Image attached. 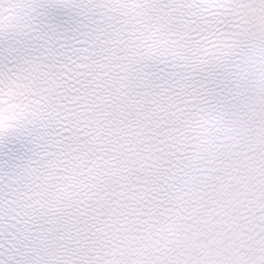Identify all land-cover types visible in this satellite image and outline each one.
Returning a JSON list of instances; mask_svg holds the SVG:
<instances>
[{
  "label": "snow or ice",
  "instance_id": "snow-or-ice-1",
  "mask_svg": "<svg viewBox=\"0 0 264 264\" xmlns=\"http://www.w3.org/2000/svg\"><path fill=\"white\" fill-rule=\"evenodd\" d=\"M0 264H264V0H0Z\"/></svg>",
  "mask_w": 264,
  "mask_h": 264
}]
</instances>
